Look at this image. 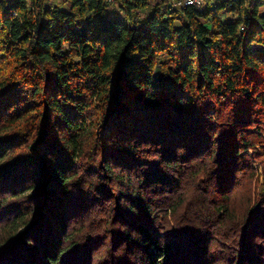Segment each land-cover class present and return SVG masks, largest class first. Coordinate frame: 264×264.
Instances as JSON below:
<instances>
[{
  "label": "trees",
  "instance_id": "16d2710c",
  "mask_svg": "<svg viewBox=\"0 0 264 264\" xmlns=\"http://www.w3.org/2000/svg\"><path fill=\"white\" fill-rule=\"evenodd\" d=\"M0 264H264V0H0Z\"/></svg>",
  "mask_w": 264,
  "mask_h": 264
},
{
  "label": "built area",
  "instance_id": "2783aa9c",
  "mask_svg": "<svg viewBox=\"0 0 264 264\" xmlns=\"http://www.w3.org/2000/svg\"><path fill=\"white\" fill-rule=\"evenodd\" d=\"M111 3L118 4L122 2V0H108ZM169 4L173 7H195V8H203L205 4V0H168Z\"/></svg>",
  "mask_w": 264,
  "mask_h": 264
},
{
  "label": "rangeland",
  "instance_id": "374dc122",
  "mask_svg": "<svg viewBox=\"0 0 264 264\" xmlns=\"http://www.w3.org/2000/svg\"><path fill=\"white\" fill-rule=\"evenodd\" d=\"M155 1H157V2H163L164 0H155ZM55 2L59 3L60 0H55Z\"/></svg>",
  "mask_w": 264,
  "mask_h": 264
}]
</instances>
